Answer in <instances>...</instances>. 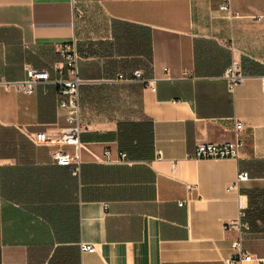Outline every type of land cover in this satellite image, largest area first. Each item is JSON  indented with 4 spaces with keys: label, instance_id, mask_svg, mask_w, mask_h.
<instances>
[{
    "label": "crops",
    "instance_id": "0c3cea01",
    "mask_svg": "<svg viewBox=\"0 0 264 264\" xmlns=\"http://www.w3.org/2000/svg\"><path fill=\"white\" fill-rule=\"evenodd\" d=\"M72 40L80 139L126 153L98 163L82 150L78 176L30 138L66 124L55 44ZM233 59L246 79L231 92ZM29 65L47 80L26 94L12 82ZM262 76L264 0H0V264H222L239 235L264 257ZM234 119L236 158L189 156L232 142ZM242 211L245 234L226 229Z\"/></svg>",
    "mask_w": 264,
    "mask_h": 264
},
{
    "label": "built area",
    "instance_id": "2783aa9c",
    "mask_svg": "<svg viewBox=\"0 0 264 264\" xmlns=\"http://www.w3.org/2000/svg\"><path fill=\"white\" fill-rule=\"evenodd\" d=\"M221 10L226 11L228 17H238V13L231 10L228 1L220 6ZM56 51L62 57V65L56 66L55 70L58 76L53 80L56 85L57 106L60 110L64 111L66 124L64 126L50 125L46 129L37 134H31L30 138L35 144L46 145L50 147L51 161L58 165H68L71 174L78 176L80 168L83 163L81 159V151H88L93 160L98 163H113L124 162L126 153L121 152L118 159L110 158V151L105 149L102 155L92 152L84 142L81 141L80 135L84 130V124L80 114L79 102V86L82 80L78 76V59L79 55L76 49L75 40L69 42H62L55 44ZM25 79L12 82V85L26 93L31 94L35 90V86L47 80V74L44 69L36 68L31 65L25 69ZM119 78L122 77L120 74ZM141 72L134 71L132 78H140ZM223 78L226 81L228 89L233 92L236 86L242 83L246 76L241 71L240 62L233 59L226 67L223 73ZM261 90L264 93V76L260 78ZM234 139L232 142L217 144L211 142H199L196 144L195 149L190 157L195 158H224V157H237L241 141L238 136L244 130V124L239 119H234L233 122ZM71 146L73 151L70 152L66 147ZM160 155V152H158ZM248 177L247 172H238L236 181L246 180ZM188 190L193 189V186L188 184ZM186 200L178 201V205L183 206ZM244 212H240L239 217L226 224L225 228L240 232L245 223L242 222ZM243 237L239 235L232 242L233 253L230 257L222 260V264H264V257H258L248 252L243 247ZM81 252L94 251L95 245L90 243L81 242L79 244ZM86 264V263H82ZM106 264V263H99Z\"/></svg>",
    "mask_w": 264,
    "mask_h": 264
},
{
    "label": "trees",
    "instance_id": "16d2710c",
    "mask_svg": "<svg viewBox=\"0 0 264 264\" xmlns=\"http://www.w3.org/2000/svg\"><path fill=\"white\" fill-rule=\"evenodd\" d=\"M245 220V219H244ZM242 233H244V230L242 229ZM245 234V233H244Z\"/></svg>",
    "mask_w": 264,
    "mask_h": 264
}]
</instances>
